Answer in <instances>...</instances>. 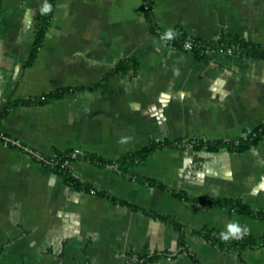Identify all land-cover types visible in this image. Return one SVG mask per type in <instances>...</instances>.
Masks as SVG:
<instances>
[{
  "label": "crops",
  "instance_id": "0c3cea01",
  "mask_svg": "<svg viewBox=\"0 0 264 264\" xmlns=\"http://www.w3.org/2000/svg\"><path fill=\"white\" fill-rule=\"evenodd\" d=\"M43 3L0 0V111L68 91L14 105L0 125V264H129L143 253L157 257L148 264H264V247L236 252L199 233L237 221L262 237L264 220L177 196L264 211V140L245 152L186 145L264 125V58L162 41L144 0H56L29 66ZM153 18L190 40L264 44V0H154ZM123 61L135 67L116 73ZM159 142L180 145L125 173L106 166ZM75 149L93 158L72 160L78 187L46 164Z\"/></svg>",
  "mask_w": 264,
  "mask_h": 264
},
{
  "label": "trees",
  "instance_id": "16d2710c",
  "mask_svg": "<svg viewBox=\"0 0 264 264\" xmlns=\"http://www.w3.org/2000/svg\"><path fill=\"white\" fill-rule=\"evenodd\" d=\"M49 3L55 5L56 0H48ZM145 2V11L147 15V20L151 26V29L154 32H158L161 35L164 33L161 29L158 28L157 24L154 21L153 18V7H154V0H144ZM53 16V9L48 14H40V16L37 18L36 24H35V41L33 45V49L31 52V56L28 62V65L30 66L34 60L36 59L37 53L39 51V48L42 45V41L46 35L47 30L49 29L51 20ZM173 44L175 45H184L185 42L190 41L185 34L183 33H177V36L171 40ZM194 48L193 51L197 53L198 56H202L205 54V52L209 49H229L232 48L235 53L241 54V55H251L254 58H264V44L263 45H253L248 44L246 42L240 41L237 38H230L227 35L224 36V38L219 42L214 43H208L204 42L202 40L198 39H192ZM135 63L133 61H123L120 62V64L117 66L116 73L120 72H126L129 68L135 67ZM133 65V66H131ZM68 93V91H59L54 92L52 94H49L47 96H43L40 98H30L27 100L22 101H14L7 103L3 109L0 111V125L2 124L3 120L8 116L10 109L14 105H41L47 102H50L54 99H59L65 96ZM4 140H7L8 144H14L11 140L8 141L6 136H1ZM264 140V125L261 126L257 131H255L253 134H251L246 139H240L238 141L234 142H221L216 144H210V143H204L201 141H188L186 142V145L192 146L194 148L199 149H207L211 151L219 150L220 148H228L229 150L238 151V152H245L248 149H250L253 146L258 145L261 141ZM193 142H196L193 144ZM177 145H180V142H159V143H153L152 145H149L145 149H143L141 152L137 154H133L131 156H127L123 159H121L118 162L110 163L106 162V166L109 164L117 165V169L121 170L122 172H126L135 165L137 162L142 161L146 159L151 153L164 149V148H171L176 147ZM70 151L69 153L62 154L57 156V158L49 161H46V164L50 166L55 172L63 174L66 177L67 182L69 185L73 187L80 186L79 182L71 175L70 167H62L65 160L70 159ZM80 159V158H79ZM81 159L86 160H92L90 155H86L85 157ZM148 182L151 185H156L160 187H164L162 184H159L155 181L148 180ZM177 196H180L181 198L192 201V202H203L207 203L213 206H219L225 209H228L230 211H235L243 215H247L250 217H253L257 220H264V211L263 210H255L251 207L244 204L241 200L236 199H208V198H201V199H194L189 198L185 196L184 194L178 193ZM173 224L177 229L180 231L183 230V226L179 224L177 221L172 220ZM199 233L203 234L207 237L213 244L219 245L221 247H227L230 248L233 251L241 252L247 249L251 248H258V247H264V236L257 237L252 234H243L242 238L240 239H229L228 241H224L220 239V236L218 232H214L210 229H204L200 231ZM182 239V237H181ZM184 243V242H183ZM137 256V261H134V257ZM157 257H151L147 253L143 254H131L129 264H148L154 260H156Z\"/></svg>",
  "mask_w": 264,
  "mask_h": 264
},
{
  "label": "clouds",
  "instance_id": "9594fccd",
  "mask_svg": "<svg viewBox=\"0 0 264 264\" xmlns=\"http://www.w3.org/2000/svg\"><path fill=\"white\" fill-rule=\"evenodd\" d=\"M53 5L44 0L43 6L40 8L42 14H48L52 11ZM177 36V33L172 28L167 29L160 37L162 41H171ZM128 142V138H121L120 143L124 144ZM249 229L241 226L239 222L233 221L227 224L226 230L221 231L219 236L220 239L228 241L229 239H240L243 234L247 233Z\"/></svg>",
  "mask_w": 264,
  "mask_h": 264
},
{
  "label": "built area",
  "instance_id": "2783aa9c",
  "mask_svg": "<svg viewBox=\"0 0 264 264\" xmlns=\"http://www.w3.org/2000/svg\"><path fill=\"white\" fill-rule=\"evenodd\" d=\"M194 41L190 40V41H187L184 43L183 45V48L184 50L186 51H192L193 48H194V44H193ZM221 51H226L227 53L229 54H234V50L232 48H229V49H219ZM196 142H193V144H195ZM87 155V153L83 150H80V149H75L73 150L71 153H70V159H67L65 160V162L63 163L62 167H70V164L72 162V160L74 159H79V158H83ZM54 161V160H52ZM92 193L95 194V191L92 190Z\"/></svg>",
  "mask_w": 264,
  "mask_h": 264
}]
</instances>
